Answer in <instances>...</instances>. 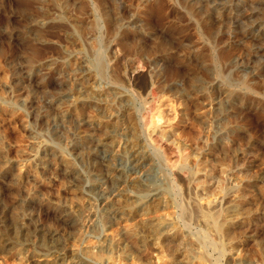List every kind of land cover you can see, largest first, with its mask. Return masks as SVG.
I'll use <instances>...</instances> for the list:
<instances>
[{
  "label": "rangeland",
  "instance_id": "obj_1",
  "mask_svg": "<svg viewBox=\"0 0 264 264\" xmlns=\"http://www.w3.org/2000/svg\"><path fill=\"white\" fill-rule=\"evenodd\" d=\"M262 254L264 0H0V264Z\"/></svg>",
  "mask_w": 264,
  "mask_h": 264
},
{
  "label": "bare ground",
  "instance_id": "obj_2",
  "mask_svg": "<svg viewBox=\"0 0 264 264\" xmlns=\"http://www.w3.org/2000/svg\"><path fill=\"white\" fill-rule=\"evenodd\" d=\"M3 151V150H2ZM69 161V160H68ZM140 185V184H139ZM142 185V184H141ZM157 191V190H156ZM160 193V192H159ZM156 195V194H155ZM154 195V196H155ZM120 197V196H119ZM125 197H127V196H125ZM125 197H123V198H125ZM140 197H141V195H140ZM157 197H159V196H157ZM155 198V200H157L158 198ZM163 198V197H162ZM142 199V198H141ZM124 200V199H123ZM134 200V199H133ZM165 200V199H164ZM132 202V201H131ZM151 202V201H150ZM113 203V202H112ZM163 203V202H162ZM153 204V203H152ZM138 206V205H137ZM237 206V205H236ZM111 207V206H110ZM116 207V206H115ZM232 208V207H231ZM122 210V209H121ZM142 210V209H141ZM127 211V210H126ZM186 212V211H185ZM198 212V211H197ZM215 212V211H214ZM217 212V211H216ZM195 213V212H194ZM204 213V212H203ZM213 213V212H212ZM231 213V212H230ZM118 214V213H117ZM197 214V213H196ZM216 214V213H215ZM223 214V213H222ZM245 215V214H244ZM109 216V215H108ZM138 216V215H137ZM219 216V215H218ZM223 217V216H222ZM229 217V216H228ZM225 218V217H224ZM113 219H115V218H113ZM211 219L213 220V227H214V231H215V229L216 230H218V231H223L224 230V228L226 227V225H227V222H224V221H220V220H218L216 217H215V215H212V217H211ZM220 219V218H219ZM240 220V219H239ZM248 220H250V219H248ZM160 221H162V220H160ZM233 221V220H232ZM210 222V221H209ZM156 223V222H155ZM148 224V223H147ZM158 224H160V223H158ZM196 224V223H195ZM207 224V223H206ZM21 225H23V224H21ZM137 225V224H136ZM247 225V224H246ZM15 226V225H14ZM149 226V225H148ZM154 226V230L155 231H159L160 230V228H158V226L157 225H153ZM245 226V225H244ZM141 227H142V225H141ZM160 227V226H159ZM163 228V227H162ZM26 229V228H25ZM140 229V228H139ZM138 229V230H139ZM166 229V228H165ZM162 231H163V229H162ZM208 232V231H207ZM153 233V232H152ZM217 233V232H216ZM124 235H126V234H124ZM130 236H131V234H129ZM158 235V234H157ZM217 235H219V234H217ZM132 236H133V234H132ZM135 237H136V235H135ZM200 237V236H199ZM198 237V238H199ZM208 237V236H207ZM221 237V236H220ZM169 238V237H168ZM182 238V237H181ZM187 238V237H186ZM210 238V237H209ZM219 238V237H218ZM218 238H216V239H218ZM134 239V238H133ZM222 239V238H221ZM132 240V239H131ZM142 240V239H141ZM140 240V241H141ZM220 240V239H219ZM115 241V240H114ZM168 241V240H167ZM191 241V240H190ZM221 241V240H220ZM137 242V241H136ZM215 243V242H214ZM222 243V242H221ZM192 244V243H191ZM199 244V243H198ZM209 244V243H208ZM217 244V243H216ZM215 245V244H214ZM213 245V246H214ZM226 246L228 245V244H225ZM29 246V245H28ZM204 246V245H203ZM220 246V245H219ZM225 246V247H226ZM242 246V245H241ZM190 247V246H189ZM205 247V246H204ZM211 247V246H210ZM215 248V247H214ZM230 248V247H229ZM196 248H194V250H195ZM204 249V248H203ZM225 249V248H224ZM187 250V249H186ZM185 250V251H186ZM185 251H183V252H185ZM201 251V250H200ZM215 251H216V249L214 250V253H215ZM199 252V251H198ZM197 252V253H198ZM261 252V251H260ZM224 253V252H223ZM60 254H62V253H60ZM225 254H226V252H225ZM236 254V253H235ZM27 255V254H26ZM57 255V254H56ZM190 255V254H189ZM241 255V254H240ZM191 256H192V254H191ZM203 256V255H202ZM201 256V257H202ZM217 256V255H216ZM262 256L264 257V255L262 254ZM197 257H199V256H197ZM200 257V258H201ZM220 256L218 255V258H219ZM225 257V256H224ZM223 257V258H224ZM208 258H210V257H208ZM208 258H206V259H208ZM213 258V257H212ZM232 258H233V256H232ZM238 258V257H237ZM236 257H235V259H237ZM63 259V258H62ZM61 259V260H62ZM50 260V259H49ZM53 260H54V258H53ZM264 260V259H263ZM38 261V260H37ZM190 261H193L192 259H190ZM203 261V260H202ZM214 261V260H213ZM238 261V260H237ZM233 262V261H232ZM51 263V262H50ZM203 263V262H202ZM236 263V262H235ZM177 264V263H176ZM189 264H191V263H189ZM211 264H221L220 262H217V260H216V263H211ZM239 264H240V262H239ZM243 264V263H242ZM264 264V263H263Z\"/></svg>",
  "mask_w": 264,
  "mask_h": 264
}]
</instances>
